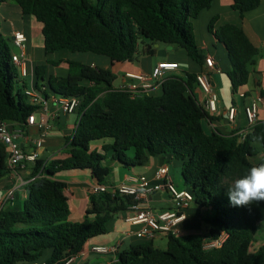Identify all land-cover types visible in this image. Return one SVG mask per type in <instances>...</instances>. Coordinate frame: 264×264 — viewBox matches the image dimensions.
<instances>
[{
	"label": "trees",
	"instance_id": "16d2710c",
	"mask_svg": "<svg viewBox=\"0 0 264 264\" xmlns=\"http://www.w3.org/2000/svg\"><path fill=\"white\" fill-rule=\"evenodd\" d=\"M6 2L18 4L23 17L32 16L42 24L46 57L65 50L115 62L134 61L141 44L142 53L152 56L154 46L162 43L183 48L204 66L206 56L199 50L194 23L214 0H0V5ZM260 4L261 0H232L231 8L244 17ZM217 21V17L211 20L209 31L225 47L230 63L225 74L236 94L249 82L261 51L243 27L215 28ZM13 53L0 23V123L25 130L39 107L25 94L27 82L19 75ZM65 63L68 75L61 79H47L46 65L37 66L35 86L49 96L41 88L47 80L51 93L78 98L76 127L66 137L61 157L30 163L23 208L0 209V264H65L81 253L88 240L108 234L109 223L133 203L131 196L90 193V208L82 222L74 223L68 185L56 175L87 171L96 184L109 185L107 161L130 168L161 155L181 163L184 186L193 193L208 232L185 237L169 233L166 249L156 247L153 240L131 245L119 250L112 264H264V243L250 249L264 227V201L233 207L227 197L236 179L264 163L258 160L264 139L257 140L264 137V121L252 125L243 140L239 133L208 132L204 122L212 117L195 95L198 73L169 76L159 96L145 93L132 98L113 87L117 77L112 71L76 60ZM101 141L105 143L100 149L93 148ZM7 159L8 150L0 142V181L9 173ZM223 234L227 237L221 247L204 248L206 239Z\"/></svg>",
	"mask_w": 264,
	"mask_h": 264
},
{
	"label": "crops",
	"instance_id": "0c3cea01",
	"mask_svg": "<svg viewBox=\"0 0 264 264\" xmlns=\"http://www.w3.org/2000/svg\"><path fill=\"white\" fill-rule=\"evenodd\" d=\"M231 3L232 0H214L211 8L204 10L194 23L195 36L200 52L203 56L211 55L214 57L217 66L220 69L219 73L213 75L214 90L219 97L218 112L212 119L206 121V127L209 130L208 132L215 130L229 135L232 133H241L248 127L245 107L258 96L264 98V0H261V4L257 9L247 12L244 17H241L237 11H234L231 8ZM2 7H4L5 10H2ZM2 12L5 14L7 20L9 18L12 22L10 25L5 21L4 27H10V30H12V36L9 41L13 48L15 47L13 44V33L15 30L24 32L27 36L26 66L29 76L33 77V81L36 83L35 68L44 64L47 58L45 56L44 59L43 57L40 59L41 56L39 53L40 50H44L42 24L32 16L23 17L21 9L19 10V7L15 6V4H11V2H6L0 5V13ZM20 13L22 15L21 21L18 19ZM215 17L218 18L215 28L226 24H235L243 27L251 42L261 51L256 64L253 66L249 82L241 87L236 94L232 91L229 79L227 80V77L225 78L223 76L230 69V63L227 58L225 47L222 43H219L209 31V24ZM39 30L41 31L40 34L38 33ZM156 47H158V45ZM166 51L170 52L164 53L162 50H156L155 54L152 56L144 53L141 55L140 53L138 58L134 61L115 62L110 58L105 59L85 56L86 61L83 62L77 58L76 53H70L64 50L49 57V59L54 62H63L57 66L59 67V71L53 73L51 76H55L59 79L67 77L68 66L65 63L67 60H76L112 71L117 77L113 84L114 88H119L124 84L137 83L136 81L127 78V73L149 74L152 72L154 66L161 61L179 63V69L174 72L173 75L182 78H186L187 72L199 73L204 69V66H201L188 57L186 51L179 46L167 45ZM46 78L48 79V75ZM84 84L88 83L85 82ZM46 86H48L47 80L42 81V91H45L50 95ZM148 94L159 96L162 94V89L161 87H155L150 90ZM195 95L198 99L202 98V93L198 86L195 88ZM232 106L237 109L234 122H230L227 118V112ZM41 120L48 122V130L45 129V127L40 128L37 124L28 125L25 130H22L17 124L9 123V125L12 129L20 130L22 132V138H20V141L26 152L31 151L34 148L35 140L44 135L46 149L42 158L50 160L61 157L62 152L66 149V137L72 135L76 127L78 120L77 114L62 113L58 106L53 101H50L47 112H38L36 114V122L39 123ZM259 121H264V107H261L260 109ZM104 143V141L95 142L92 146L93 148L100 149ZM263 159L264 152H261L258 156V160L261 161ZM107 163H109L111 167V173L108 178L109 187L116 186L122 182L132 181L139 176H145L149 180L155 181L154 176L157 169L161 165L169 164L170 173L176 185L179 188H185L182 180L181 163L179 161L169 160L167 155L151 157L147 164L130 168L123 167L118 163H110L108 161ZM29 175L30 163H26L24 168H19L18 170L9 172L5 175L3 180L0 181V209H2V207L6 210H20L23 208L27 193L25 185L22 186V184H26L29 181ZM56 178L67 183L68 188L66 190V197L71 208V214L72 209L74 208L75 212H73L77 215V221H82L87 210L90 208L89 194L91 188L96 184L95 180L87 171H66L56 175ZM12 188L15 189V198L8 203H4V195ZM146 206L152 208L155 213H158L172 209L173 204L170 195L166 191H157L148 198ZM184 212L185 219L177 224L175 228L177 233L175 235L179 237H185L190 234L205 236L208 232V227L202 220L201 211L198 206L195 203H192ZM141 228L142 224L127 222L124 218V212L117 215L109 223L108 236L104 238H100L99 236V238L95 237L96 239L94 240H88L79 254L77 262L74 264H109L111 261L113 263L116 260L115 255L96 256L93 258V252H91L92 246H112L119 244L120 250H123L131 245L149 241L137 236V232ZM164 237H166V235L162 234L153 241L156 243ZM100 257H102L103 262L99 261Z\"/></svg>",
	"mask_w": 264,
	"mask_h": 264
},
{
	"label": "built area",
	"instance_id": "2783aa9c",
	"mask_svg": "<svg viewBox=\"0 0 264 264\" xmlns=\"http://www.w3.org/2000/svg\"><path fill=\"white\" fill-rule=\"evenodd\" d=\"M27 36L24 32L14 31L13 44L18 48V53H13V61L18 68L19 75L27 82L25 94L31 104L38 106V112H47L50 101H53L62 113L73 114L79 105L76 97L57 96L50 94L46 96L37 89L33 81V77L29 76L27 70V53H26ZM179 63L170 61H161L154 66L149 74L127 73L126 77L136 81L137 83H129L122 85L121 89L125 90L132 98L148 94L155 87H161L166 78L172 76L178 71ZM216 60L211 55H207L204 61V69L197 74L198 87L201 90L202 98L198 99L204 106V109L210 117L213 118L218 112L219 97L214 90L213 75L219 73ZM29 79V80H28ZM264 107V98L258 96L253 99L250 104L245 107V115L248 127L239 136L243 140L248 134L249 128L259 121V112ZM237 114L236 107L232 106L227 112V118L230 122H234ZM28 125H38L40 128L49 129L48 122L41 120L36 122V114L31 115L27 120ZM20 138L22 132L11 128L8 122L0 123V142L8 150L7 167L9 172L24 168L26 163H31L42 159L45 152V136L42 135L34 142V148L26 152L21 145ZM155 181H151L145 176H139L132 181L122 182L116 186L95 184L90 193L111 192L120 195L131 196L133 203L124 212V218L127 222L133 224H142V228L137 232V236L147 240H155L162 234H176L177 224L185 219V210L194 203V195L187 188H179L172 178L169 164L161 165L155 173ZM26 185L25 183L22 186ZM157 191H166L171 198L172 209L155 213L152 208L146 206L148 198ZM15 198V189H9L4 195L3 202L8 203ZM223 234L218 239L204 241V248L207 250L221 247L226 239ZM120 250V245H96L92 246L91 252L100 255H115ZM79 254L69 259L65 264H74L77 262ZM115 260V261H116ZM114 261V262H115ZM43 264V263H42Z\"/></svg>",
	"mask_w": 264,
	"mask_h": 264
},
{
	"label": "rangeland",
	"instance_id": "374dc122",
	"mask_svg": "<svg viewBox=\"0 0 264 264\" xmlns=\"http://www.w3.org/2000/svg\"><path fill=\"white\" fill-rule=\"evenodd\" d=\"M11 4H15V6H17V7H19V5L18 4H16V3H14V2H11ZM3 9L2 10H5V8L4 7H2ZM19 10H20V7H19ZM4 12V11H3ZM3 12L2 13H0V23H1V32L8 38V39H10L11 38V36H12V34H11V32H12V30H10V27H8V28H6V27H4L5 25V21H7V23H9L10 25L12 24V22H11V20H9V18H8V20H7V18H6V16H5V14H3ZM19 18V20L21 21V19H22V15H21V13H20V15L18 16ZM38 24V23H37ZM39 34L41 33V31L39 30V32H38ZM158 45V47H156ZM44 46V45H43ZM155 49L156 50H162V52H164V53H167V52H170V51H166V48H167V45H165V44H162V43H157L155 46ZM144 50V46L141 44L140 45V47H139V52L141 53V55H142V51ZM164 50V51H163ZM40 59L43 57V59H44V57L46 56L45 55V51L43 50V51H41L40 50ZM77 54V58L79 59V60H81V61H86L85 60V56H91V57H96V58H107L108 59V57H106V56H102V55H96V54H93V53H76ZM160 54V53H159ZM140 55V54H139ZM49 57H47L46 58V62H44V65H46V72H47V75H48V77H50L53 73H56L57 71H59L58 69H59V67H57V66H55V65H53V64H51V63H48V59ZM39 59V58H38ZM51 60V59H50ZM228 61V60H227ZM229 64V63H228ZM225 78L227 77L225 74L223 75ZM227 80H228V77L226 78ZM47 87V91L51 94V91H50V88H49V86H46ZM206 121L207 120H205V127H206ZM206 129H207V131H209L208 130V128L206 127ZM256 144V147L257 148H261V143L260 142H256L255 143ZM129 155L130 156H133V150L131 149L130 151H129ZM177 163V162H176ZM173 168V167H172ZM182 180H183V178H182ZM183 183H184V181H183ZM75 212V209L73 208L72 209V214H71V216H70V221H72V222H82V221H77V215L74 213ZM263 227V226H262ZM263 230H264V227L263 228H260V234H258L257 235V241H255V242H253L252 243V246H251V252L252 251H255L262 243H264V232H263ZM106 236H108L107 234L106 235H103V236H100V238H104V237H106ZM96 238H99V237H96ZM96 238H93L92 240H94V239H96ZM167 238L166 237H164L162 240H158L156 243H155V245H156V247H158V248H160V249H166L167 248ZM92 255H93V258H95L96 256H104V255H100V254H97V253H92ZM105 256H107V255H105ZM95 261H98V260H95ZM99 261H101V262H103V260H102V257H100L99 258ZM112 263V261L109 263V264H111Z\"/></svg>",
	"mask_w": 264,
	"mask_h": 264
},
{
	"label": "clouds",
	"instance_id": "9594fccd",
	"mask_svg": "<svg viewBox=\"0 0 264 264\" xmlns=\"http://www.w3.org/2000/svg\"><path fill=\"white\" fill-rule=\"evenodd\" d=\"M260 139L264 137L257 138ZM227 197L233 207H247L264 201V163L251 167L247 174L236 179L227 189Z\"/></svg>",
	"mask_w": 264,
	"mask_h": 264
},
{
	"label": "water",
	"instance_id": "95a60500",
	"mask_svg": "<svg viewBox=\"0 0 264 264\" xmlns=\"http://www.w3.org/2000/svg\"><path fill=\"white\" fill-rule=\"evenodd\" d=\"M13 52L18 53V52H19L18 48H17V47H14V48H13Z\"/></svg>",
	"mask_w": 264,
	"mask_h": 264
}]
</instances>
